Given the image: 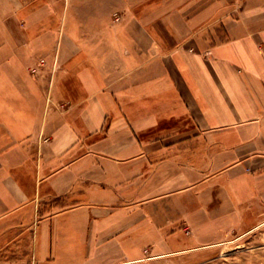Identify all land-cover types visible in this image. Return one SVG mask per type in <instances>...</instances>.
I'll return each instance as SVG.
<instances>
[{
    "label": "crops",
    "instance_id": "obj_1",
    "mask_svg": "<svg viewBox=\"0 0 264 264\" xmlns=\"http://www.w3.org/2000/svg\"><path fill=\"white\" fill-rule=\"evenodd\" d=\"M263 214L264 0H0V264Z\"/></svg>",
    "mask_w": 264,
    "mask_h": 264
},
{
    "label": "rangeland",
    "instance_id": "obj_2",
    "mask_svg": "<svg viewBox=\"0 0 264 264\" xmlns=\"http://www.w3.org/2000/svg\"><path fill=\"white\" fill-rule=\"evenodd\" d=\"M31 73L39 76V66ZM250 222L224 225L215 232L201 225L183 226L175 250L146 248L140 264H264V214Z\"/></svg>",
    "mask_w": 264,
    "mask_h": 264
},
{
    "label": "built area",
    "instance_id": "obj_3",
    "mask_svg": "<svg viewBox=\"0 0 264 264\" xmlns=\"http://www.w3.org/2000/svg\"><path fill=\"white\" fill-rule=\"evenodd\" d=\"M41 64L44 65L45 64V59L41 60Z\"/></svg>",
    "mask_w": 264,
    "mask_h": 264
}]
</instances>
